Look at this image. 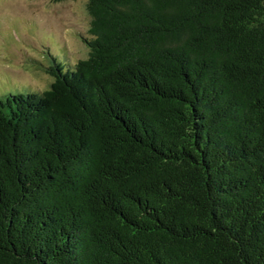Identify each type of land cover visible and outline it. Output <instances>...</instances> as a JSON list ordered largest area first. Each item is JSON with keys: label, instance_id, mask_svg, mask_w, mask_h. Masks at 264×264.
I'll return each mask as SVG.
<instances>
[{"label": "trees", "instance_id": "16d2710c", "mask_svg": "<svg viewBox=\"0 0 264 264\" xmlns=\"http://www.w3.org/2000/svg\"><path fill=\"white\" fill-rule=\"evenodd\" d=\"M52 1L88 52L0 96V264H264V0Z\"/></svg>", "mask_w": 264, "mask_h": 264}, {"label": "rangeland", "instance_id": "374dc122", "mask_svg": "<svg viewBox=\"0 0 264 264\" xmlns=\"http://www.w3.org/2000/svg\"><path fill=\"white\" fill-rule=\"evenodd\" d=\"M82 38H90L83 2L0 0V96L49 88L47 54L84 59Z\"/></svg>", "mask_w": 264, "mask_h": 264}]
</instances>
